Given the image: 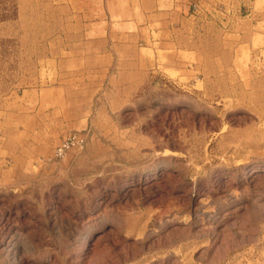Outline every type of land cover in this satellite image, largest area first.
Returning a JSON list of instances; mask_svg holds the SVG:
<instances>
[{
    "label": "rangeland",
    "instance_id": "374dc122",
    "mask_svg": "<svg viewBox=\"0 0 264 264\" xmlns=\"http://www.w3.org/2000/svg\"><path fill=\"white\" fill-rule=\"evenodd\" d=\"M0 0V264H264V0Z\"/></svg>",
    "mask_w": 264,
    "mask_h": 264
},
{
    "label": "crops",
    "instance_id": "0c3cea01",
    "mask_svg": "<svg viewBox=\"0 0 264 264\" xmlns=\"http://www.w3.org/2000/svg\"><path fill=\"white\" fill-rule=\"evenodd\" d=\"M171 1V5H170V7H171V9L173 10V11H176V10H182V8L187 4V3H189L190 1H192V0H170Z\"/></svg>",
    "mask_w": 264,
    "mask_h": 264
}]
</instances>
